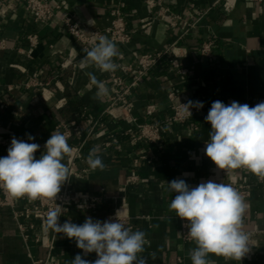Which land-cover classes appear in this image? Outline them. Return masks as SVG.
<instances>
[{
  "label": "crops",
  "instance_id": "obj_1",
  "mask_svg": "<svg viewBox=\"0 0 264 264\" xmlns=\"http://www.w3.org/2000/svg\"><path fill=\"white\" fill-rule=\"evenodd\" d=\"M47 1L51 7L61 9L49 22L40 23L23 2L0 0L8 4L4 9L0 5V40L5 42V48L0 49V139L8 143L1 147L0 157L7 155L15 136L39 144L40 150L35 153L38 159L56 126L75 121L80 133L73 135L69 145L79 150L76 171L88 167L86 158L93 146L100 148L106 168L70 177V189L78 195L104 193L106 200L92 212L67 210L62 224L68 220L83 224L87 217L105 221L114 213L128 216L133 220V230L147 234L148 243L141 254L147 264H192L189 251L196 245L183 239L184 220L168 209L175 194L166 190V182L179 178L190 185L208 180L228 184V177L204 153L211 130L205 117L216 100L249 106L264 101V0H160L180 15L176 28L156 19L157 9L149 8L146 0ZM192 4L197 8L213 7L182 36L188 23L196 18ZM117 7L131 34L128 45H117L127 63L136 65L141 54L156 52L182 36L177 43L179 68L168 58L162 60L133 92L138 122L165 121L173 103H203L186 123L167 124L158 143L132 142L124 135L130 128L124 119L103 114L111 93L110 73L84 64L83 46L67 32L62 21L68 11L86 33L103 32L110 25L111 11ZM30 36L37 37L35 46ZM208 38L213 39L211 58L201 53ZM89 72L110 90L107 97L96 98ZM35 75L37 83L29 82ZM150 104L156 105L158 112L148 117L145 109ZM27 134L35 139L28 141ZM110 137H117L119 143L106 147ZM143 155L146 158L139 159ZM64 163L71 167V155L65 156ZM235 174L250 185L244 231L251 233L256 255L241 261L211 254L210 258L215 264H264V181L258 182L249 171L235 170ZM20 220L26 225L34 223L28 243L11 210L0 207V264H31L32 259L47 256V249L35 242L34 235L51 229H46L38 217ZM77 254L89 261L97 258L95 253L85 256L74 240L57 234L53 251L57 264H71Z\"/></svg>",
  "mask_w": 264,
  "mask_h": 264
},
{
  "label": "clouds",
  "instance_id": "obj_2",
  "mask_svg": "<svg viewBox=\"0 0 264 264\" xmlns=\"http://www.w3.org/2000/svg\"><path fill=\"white\" fill-rule=\"evenodd\" d=\"M82 51L86 66L101 73L117 70L115 58L120 52L107 36L101 35L96 44ZM87 75L96 87V98L107 97L110 90L106 85L93 73ZM184 106L191 117L190 109H200L203 103L189 100ZM205 121L210 123L211 130L204 153L216 168L223 172L243 168L264 181V101L249 106L237 101L226 105L216 100ZM27 139L35 138L27 134ZM68 139L64 133L53 131L37 159L39 144L13 136L7 155L0 157V188L14 199L55 202L62 185L71 177V169L64 163L65 156L73 151ZM99 152L100 148L93 146L86 158L92 171L106 168ZM166 185V190L175 194L168 209L185 221L187 236L196 245L189 251L192 264H215L210 254L241 261L250 252V236L244 231L249 206L238 189L213 180L192 186L179 178ZM55 204L46 214V229L74 240L85 256L95 253L97 257L89 261L77 254L71 264H147L141 255L148 243L145 231L133 230L118 218L100 221L87 217L83 224L70 220L60 224L59 217L65 209Z\"/></svg>",
  "mask_w": 264,
  "mask_h": 264
},
{
  "label": "built area",
  "instance_id": "obj_3",
  "mask_svg": "<svg viewBox=\"0 0 264 264\" xmlns=\"http://www.w3.org/2000/svg\"><path fill=\"white\" fill-rule=\"evenodd\" d=\"M18 1L23 2L26 9L32 14L34 20L40 23L49 22L51 19L57 16L61 9V6H56L54 8L51 7L47 0H7L8 3H14ZM0 5L1 9H4L8 4L0 3ZM146 5L151 9H157V13L155 16L156 19L167 22L172 28H176L178 26L180 15L172 12V10L168 6L163 4L162 1L146 0ZM212 7L213 6H209L206 8H197L194 4H192L191 8L195 10L196 18L195 20L188 23V27L184 30L182 36L188 33L190 29L194 28L200 21V19L207 16L212 10ZM110 16V25L103 32L95 30L90 33H86L82 25L68 11L63 14L62 21L66 27L67 32L76 41H78L84 49L91 48L94 44H96L101 35L107 36L109 39L113 40L116 45H128L131 42V34L127 28L125 18L121 9L119 7L115 8L111 11ZM182 36H180L179 39H181ZM29 39L32 46H35L37 44L36 36H30ZM179 39L172 44L164 45L160 50L156 52L141 54L138 57L136 65L125 62V56L123 53H120L119 57H117V60L115 61L118 65V68L115 72L110 73L111 93L109 95V102L103 114H108L115 120L124 119L130 126V128L124 132V135L134 143H158L163 138V135L167 128V124L186 123L199 112V109L195 107L191 108L190 111L192 114L190 117L184 106V104H187L188 101H181L178 103H173V105L171 106V113L165 121H147L144 123H139L138 118L134 114V102L132 94L136 90V88L140 86L141 82L149 74V72L158 63L167 58L174 67L179 68V55L177 53V43ZM212 46L213 39L208 38L201 47V53L204 56L211 58ZM3 48H5V42L4 40H0V49ZM31 80L34 83H37L36 75L32 77L29 82H31ZM173 97L174 94H171L170 98ZM156 112H158V108L154 104L148 105L145 109V114L148 117L153 116ZM55 129L56 131H60L61 133H64L69 137L68 144L73 135H79L80 133V126L75 121L71 123H62L60 125H57ZM118 143L119 139L117 137H110L109 140L105 142V146L111 147L112 145ZM6 144L8 143L5 140L0 139V149ZM70 155L71 177H82L83 174H87L88 171H92L89 169V167L83 169L82 171H76L75 165L79 155V150L73 149ZM145 158L146 156L143 155L139 159ZM137 161L138 160H136V162ZM235 170H238V172L247 171L243 168ZM235 170L225 172H223L222 170L221 171L228 177V184H231L234 188L238 189L243 197L247 199L251 196L250 185L242 178H239L237 174H235ZM131 180H134V178H132ZM257 181L262 182L258 178ZM192 186H196V184H192ZM105 200L106 197L104 193L78 195L71 191L70 183L69 181H67L62 186L55 202L65 209L63 212L64 214L69 209H78L91 212L95 211L101 204L104 203ZM55 202L47 199L30 202L27 197L14 199L8 195L6 190L0 188V207L8 208L11 210L13 217L18 223L21 236L25 243H28L30 238L32 237L30 231L34 230L35 226L34 223L26 225L20 219L24 218L30 220L32 219V217H38L44 222L46 214L49 212V210L56 207ZM19 205L21 206V209L17 208ZM62 216L63 215L59 217L60 224H62ZM116 218L134 229L132 218L114 213L112 220H115ZM187 232L188 229L185 227V221H183V239L187 242H192L187 236ZM248 234L250 236V252L243 257L244 259H250L256 255L252 235L251 233ZM34 239L36 243L47 249V256L44 259H32L31 264H57L53 257L57 233L53 230H47L43 234L34 235Z\"/></svg>",
  "mask_w": 264,
  "mask_h": 264
}]
</instances>
